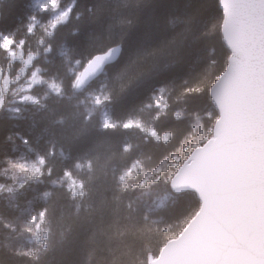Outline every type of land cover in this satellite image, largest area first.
<instances>
[{
	"label": "trees",
	"instance_id": "obj_1",
	"mask_svg": "<svg viewBox=\"0 0 264 264\" xmlns=\"http://www.w3.org/2000/svg\"><path fill=\"white\" fill-rule=\"evenodd\" d=\"M56 10L67 13L54 20ZM221 19L219 0H0V79L11 77L0 92V264H146L179 234L199 201L168 183L217 118ZM16 45L43 78L24 100L12 91ZM113 45L118 58L76 87Z\"/></svg>",
	"mask_w": 264,
	"mask_h": 264
},
{
	"label": "water",
	"instance_id": "obj_2",
	"mask_svg": "<svg viewBox=\"0 0 264 264\" xmlns=\"http://www.w3.org/2000/svg\"><path fill=\"white\" fill-rule=\"evenodd\" d=\"M219 5L229 54L209 88L217 118L169 179L173 193H195L199 208L146 264H264V0ZM119 53L114 46L92 56L77 85Z\"/></svg>",
	"mask_w": 264,
	"mask_h": 264
},
{
	"label": "rangeland",
	"instance_id": "obj_3",
	"mask_svg": "<svg viewBox=\"0 0 264 264\" xmlns=\"http://www.w3.org/2000/svg\"><path fill=\"white\" fill-rule=\"evenodd\" d=\"M36 1V0H35ZM39 2L40 5H43L45 3H49L51 4L52 6L55 5V0H37ZM67 13V10L63 11V10H56L53 15H52V18L54 20H61L65 17ZM219 22V28H220V32H221V23H222V19ZM14 48L16 49L14 51ZM9 53L10 55L15 58V59H21L24 63V65L20 68V73L19 75L24 77V80L21 84L17 85L16 87L13 88V90H15V92L17 93V95L19 94H22L21 96H19L20 100H24L26 98H29L30 96L27 95V89H29L30 87L36 85V84H40L43 82V78L41 77L38 69H30V66H31V56H23L22 54V49L19 45H16L14 47H10L9 48ZM22 57V58H21ZM28 73V74H27ZM27 74V75H26ZM26 75V76H25ZM7 80L3 79L1 80L0 79V82L4 81L3 83H0V92H2V90L6 89V84L8 82L11 81V77H9L7 74H6V77H5ZM49 88L51 90H54V91H57L56 87L54 85H50ZM1 95V93H0ZM32 98V97H30ZM0 106H1V96H0ZM138 168L136 166H134L132 169H130L128 171V182L129 184H133L134 182L132 181V178L134 177V175H136L138 173ZM159 170H154L152 172H148V173H143L141 174V177H140V180H139V183H137L138 185H141V184H146L149 180H151L158 172ZM28 172L30 173H33L32 170H28ZM70 188H72L70 186Z\"/></svg>",
	"mask_w": 264,
	"mask_h": 264
},
{
	"label": "bare ground",
	"instance_id": "obj_4",
	"mask_svg": "<svg viewBox=\"0 0 264 264\" xmlns=\"http://www.w3.org/2000/svg\"><path fill=\"white\" fill-rule=\"evenodd\" d=\"M114 46H119V45H113V46H111V47H114ZM111 47H109V48H111ZM119 47H120V46H119ZM109 48H108V49H109ZM108 49H106V50H108ZM106 50H105V51H106ZM103 52H104V51H103ZM119 54H120V53H119ZM87 62H88V61H87ZM87 62H86V63H87ZM86 63H85V64H86ZM85 64L82 66L81 70L79 71V73H78V75H77V77H76L75 85H76V87H78V88H85V87H87V86L90 84V82L93 81L94 79H96V78H97V77H98V76L104 71V69L109 65V64L106 65V66L103 68L102 72H101L98 76H96L94 79H92L91 81H89L86 85H84V86H78V85H77V79H78V77H79V75H80V72L82 71L83 67L85 66ZM110 64H111V63H110ZM26 75H27V74H26ZM26 75H25V76H26ZM19 78H22V81L19 83V84H21V83L23 82V80H24V77L20 76ZM15 80H16V79H15ZM19 84H17V85H19ZM17 85H14V87H16ZM14 87H13V88H14ZM13 88H12V91H15V90H13ZM30 88H31V87H30ZM15 93H16V92H15ZM16 94H17V93H16ZM19 100H20V99H19ZM170 190H171V189H170Z\"/></svg>",
	"mask_w": 264,
	"mask_h": 264
}]
</instances>
